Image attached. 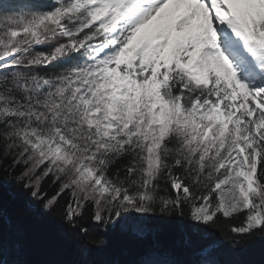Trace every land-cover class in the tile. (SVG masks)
Returning a JSON list of instances; mask_svg holds the SVG:
<instances>
[{
	"label": "snow or ice",
	"instance_id": "snow-or-ice-1",
	"mask_svg": "<svg viewBox=\"0 0 264 264\" xmlns=\"http://www.w3.org/2000/svg\"><path fill=\"white\" fill-rule=\"evenodd\" d=\"M0 264H264V0H0Z\"/></svg>",
	"mask_w": 264,
	"mask_h": 264
},
{
	"label": "trees",
	"instance_id": "trees-1",
	"mask_svg": "<svg viewBox=\"0 0 264 264\" xmlns=\"http://www.w3.org/2000/svg\"><path fill=\"white\" fill-rule=\"evenodd\" d=\"M48 231L55 233L57 225L54 221L48 219L44 221ZM129 221L122 222L116 229L105 234L108 240V246L104 253H101L98 258H104L111 254L113 250H138L143 243H169L171 240L170 234L166 228H153L141 238L131 227ZM262 245L257 241L254 242L249 249V252L258 256Z\"/></svg>",
	"mask_w": 264,
	"mask_h": 264
}]
</instances>
